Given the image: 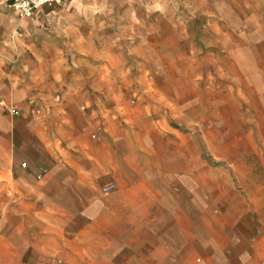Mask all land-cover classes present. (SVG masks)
<instances>
[{"label": "crops", "instance_id": "0c3cea01", "mask_svg": "<svg viewBox=\"0 0 264 264\" xmlns=\"http://www.w3.org/2000/svg\"><path fill=\"white\" fill-rule=\"evenodd\" d=\"M13 1L0 0V102L20 112L0 107V264H264V66L237 57L249 64L239 100L229 91L209 103V123L238 112L256 144L246 195L216 197L215 186L201 202L191 179L188 200L168 199L113 148L140 123L124 119L125 104L116 123L105 102L123 93L105 86L121 72L105 75L103 41L89 35L97 15L88 23L73 0L21 20Z\"/></svg>", "mask_w": 264, "mask_h": 264}, {"label": "rangeland", "instance_id": "374dc122", "mask_svg": "<svg viewBox=\"0 0 264 264\" xmlns=\"http://www.w3.org/2000/svg\"><path fill=\"white\" fill-rule=\"evenodd\" d=\"M80 3L88 23L96 24L91 15L99 20L89 35L103 41L104 58L111 63L105 60V75L121 72L105 80V86L123 93L105 97L113 119L118 123L115 108L125 104L124 119L140 123L122 130L125 144L113 145L136 171V180L161 184L168 199L188 200L191 179L199 185L201 202L213 197L215 186L216 197L245 196L241 172L259 166L256 144L247 140V123H236L238 112L228 123H209V103L229 91L239 100L240 68L249 64L241 65L237 57H254L253 66H264V0ZM217 114L225 113L218 109ZM192 167L197 176L186 174Z\"/></svg>", "mask_w": 264, "mask_h": 264}, {"label": "built area", "instance_id": "2783aa9c", "mask_svg": "<svg viewBox=\"0 0 264 264\" xmlns=\"http://www.w3.org/2000/svg\"><path fill=\"white\" fill-rule=\"evenodd\" d=\"M73 0H14L13 6L18 11L21 20L34 18L35 14L44 6L62 5ZM0 107L14 116H19L20 112L10 108L4 101L0 102Z\"/></svg>", "mask_w": 264, "mask_h": 264}]
</instances>
